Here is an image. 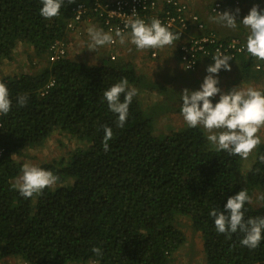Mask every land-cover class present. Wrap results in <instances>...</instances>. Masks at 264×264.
Listing matches in <instances>:
<instances>
[{
	"label": "trees",
	"instance_id": "1",
	"mask_svg": "<svg viewBox=\"0 0 264 264\" xmlns=\"http://www.w3.org/2000/svg\"><path fill=\"white\" fill-rule=\"evenodd\" d=\"M93 1L65 0L60 15L47 20L40 15L41 0H0V62L12 60L13 51L24 44L32 66L29 72L0 78L12 99L11 111L0 116V259L174 264L172 254L185 241L175 223L180 215L189 217L201 234L207 264H264V241L249 249L240 243L243 234L229 238L217 233L209 214L214 208L225 211L228 197L247 190L256 205L245 204V219L264 217V201L258 199L264 196V163L258 159L264 154V138L245 161L217 151L201 127H188L185 121L161 135L154 130L156 120L182 103V95L170 85L117 57H106L109 63L100 56L86 63L68 54L49 60L50 46L67 41L73 9L78 4L90 7ZM123 78L129 87L156 91L160 98L148 106L137 94L120 128L103 93ZM23 94L28 103L21 107L17 99ZM104 127L114 134L108 151L102 145ZM56 128L85 146L39 162L36 166L51 170L59 180L54 190L25 199L12 188L24 165L13 155L42 147ZM96 246L101 256L92 251Z\"/></svg>",
	"mask_w": 264,
	"mask_h": 264
},
{
	"label": "clouds",
	"instance_id": "2",
	"mask_svg": "<svg viewBox=\"0 0 264 264\" xmlns=\"http://www.w3.org/2000/svg\"><path fill=\"white\" fill-rule=\"evenodd\" d=\"M227 1L225 0V3ZM64 2L65 0H41L40 15L47 20L58 17ZM67 2L71 4L76 0H67ZM239 12V8L235 9V12L224 10L222 13L219 12L218 16L210 19L234 29L237 27L236 15ZM91 23L94 26L88 29L91 39L88 49L97 51L98 48L104 46L107 51V60H110L108 55L110 50L108 51L105 45L115 43L114 36L103 31L96 22L91 21ZM240 23L249 30L247 43L234 36L222 38L215 31L207 29L221 39H237L245 48L233 59L231 56L221 54L212 56V61L204 57L200 58L199 61L205 59L214 63L207 67L208 74L204 77L198 90L187 88L183 90L180 111L188 127H202L207 132V140L216 146L217 151H225L229 155L247 159L262 143L257 133L264 127V91L255 88H233L223 93L218 87V73L222 69L230 71L229 61L235 60L246 51L258 59L252 65L253 69L257 63H262L264 66V9H260L259 5H254ZM125 27H130V43L135 45L138 50L162 49L165 46L176 44L180 39V34L171 32L156 18H153L150 23L137 18L129 21ZM115 37H118L120 44H124L126 41V33L120 29L116 30ZM174 51L178 59L177 45ZM114 53L116 54L115 51ZM199 61L190 70L184 68L180 61L179 63L184 71L189 72L197 67ZM256 72L260 74L258 71ZM137 94L138 90L129 87L126 78L104 91L103 97L107 101L109 110L118 115L117 127H124L129 115V107ZM217 94H219V100L213 104L212 98ZM27 103V94L18 95L17 104L19 106H26ZM11 109L12 99L9 89L5 83L0 82V115L6 116ZM104 132L103 150L108 151L110 148L108 142L114 138V134L111 127H104ZM258 159L264 163V154L259 155ZM21 172V176L12 184V188L18 190L25 199L43 194L46 188L54 190V186L59 180V177L51 170L27 163L22 166ZM258 199L264 201V196H260ZM251 202L252 197L247 190H240L235 195L228 197L227 203L224 205L225 211L214 208L209 214L214 217L217 233L226 234L230 238L231 234L239 232L243 234L240 243L249 249H256L260 246L261 241H264V217L245 219V204ZM92 251L97 256L102 255V250L98 246L93 247Z\"/></svg>",
	"mask_w": 264,
	"mask_h": 264
},
{
	"label": "crops",
	"instance_id": "3",
	"mask_svg": "<svg viewBox=\"0 0 264 264\" xmlns=\"http://www.w3.org/2000/svg\"><path fill=\"white\" fill-rule=\"evenodd\" d=\"M234 1L237 3H235ZM210 2L211 0H189L190 9L199 14L200 18L205 23V29H211L215 31L222 38L234 36L247 43L249 30L245 28L243 24L240 23V21L245 15L248 14L250 9L254 5H259V8L263 9L264 5L262 4L261 0L227 1L225 5V11L235 12V9H240L239 14L236 15L237 27L234 29L228 28L223 24L217 23L210 19L211 17H213L208 12ZM91 24V22L86 23V25L92 26ZM90 26H86V29H89ZM196 32L197 31L195 29L191 30V33ZM130 33L131 32L126 33V41L124 44H120L118 39L117 45L114 48L118 60L127 63L130 62L137 72H140L151 79L158 80L163 82L164 84L170 85L178 95H182L183 90L186 88L189 90H198L204 80V77L208 74L206 72L207 67L214 63L209 62L205 59H201L197 67L193 71L186 72L180 66V63L174 51L176 48V44H174L170 50L165 48L138 50L135 45L130 43ZM88 37L90 38L89 34ZM80 40L81 39H77V46H81L82 49H84L83 41ZM154 50H157L156 57L151 56V52H153ZM15 51L16 49L13 51L12 57L15 55ZM92 51L93 50H88L87 53L90 55L93 53ZM98 52L100 57H105V53H107L104 46L100 47ZM257 61L258 59L253 57L247 51L244 54L238 56L235 60L229 61L231 70L226 71L222 69L218 73V87L221 89V92L226 93L233 88H255L257 90L264 91V76L258 74L252 67V65ZM138 94L149 99L148 104H146L148 106L153 105L157 102V99L160 98L158 92L153 90L151 91L147 88L138 90ZM142 96L141 99H143ZM218 100L219 94L212 98L213 104H215ZM175 106L178 107L179 110L170 109L169 111L177 115L178 118L183 117L180 111L182 103L177 102L175 103ZM172 256L174 257V264H194L191 259H189L188 241L186 240L177 249V251L172 254ZM92 263L93 262H87L86 264ZM0 264L27 263L17 257H7L4 259H0ZM68 264L77 263L73 262Z\"/></svg>",
	"mask_w": 264,
	"mask_h": 264
},
{
	"label": "built area",
	"instance_id": "4",
	"mask_svg": "<svg viewBox=\"0 0 264 264\" xmlns=\"http://www.w3.org/2000/svg\"><path fill=\"white\" fill-rule=\"evenodd\" d=\"M225 4V0H211L209 14L213 17L218 16L219 12H224ZM137 18L143 19L146 23H150L153 18L159 19L171 32L180 34V39L176 42L178 59L188 70L193 69L200 58L212 61V56L221 54L231 56L233 59L245 48L237 39H221L213 32L207 31L199 14L190 9L189 0H94L90 7L78 4L73 9V15L67 21L66 28L69 32L80 35V26L86 22H96L103 31L114 36L116 42L105 45L107 50H110L109 59L114 60L116 54L113 50L118 42V37H115L116 30L120 29L124 33L131 31L130 27L125 25ZM192 29L197 32L191 33ZM173 45L164 48L170 49ZM49 49V60L52 62L63 58L67 51L64 41L54 42ZM156 55V50L151 52L152 57ZM254 69L264 75L262 63L255 64ZM52 84L53 81H49L44 92ZM91 262L97 264L95 261Z\"/></svg>",
	"mask_w": 264,
	"mask_h": 264
},
{
	"label": "rangeland",
	"instance_id": "5",
	"mask_svg": "<svg viewBox=\"0 0 264 264\" xmlns=\"http://www.w3.org/2000/svg\"><path fill=\"white\" fill-rule=\"evenodd\" d=\"M261 2L264 5V0H261ZM86 26L90 25H86V23H84L83 26H80V35L69 32L67 33V41L64 40L67 48L66 54H68V57H71L73 59L82 60L86 63H94V60H96L95 57L99 56V48L97 49V51L93 50V53L90 55L87 53L89 50L88 46L91 43V39L88 37L89 33L88 29H86ZM90 27H93V25ZM77 39H81L80 41H83L84 49H82L81 46H77ZM25 48L26 47H24V44H19L16 47L15 55L12 57V60H2V62L0 63V78L5 76L11 77L13 75H19L21 73H26L32 70V66L29 64L25 57ZM106 57H108L107 54L105 57H99V60L109 63L108 61H106ZM142 98L144 105L148 104L149 99H147L145 96H142ZM165 113L166 114L164 116H161L156 120L154 126L155 132H159V134L161 135H164L170 129H178L179 126H182L184 122L183 117L178 118L177 115L171 113L169 110H167ZM203 131L207 136V132L204 129ZM257 135H259L262 139L264 138V127H262L258 131ZM209 144L211 146H215L212 145L210 142ZM84 146L85 144L82 141H79L78 139L71 136L67 132L62 131L61 129L56 128V130L49 136V139L42 147H27L25 149H22V153L20 155H13V159L15 161H22L23 164L27 163L31 165H37L39 162H49L52 158L57 159L60 155H64L76 148H82ZM255 151L256 149L250 156H253ZM249 157L247 159H249ZM247 159H245V161H247ZM252 204L253 206L256 205L254 201L252 202ZM175 223L178 225V228L184 234L185 240L188 241L189 259H191L194 264H207L205 256L202 253L203 238L199 232L195 231L191 227V221L189 217L177 215Z\"/></svg>",
	"mask_w": 264,
	"mask_h": 264
}]
</instances>
